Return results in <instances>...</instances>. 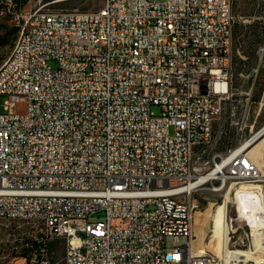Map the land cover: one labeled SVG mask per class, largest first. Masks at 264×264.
I'll use <instances>...</instances> for the list:
<instances>
[{"label": "built area", "instance_id": "obj_1", "mask_svg": "<svg viewBox=\"0 0 264 264\" xmlns=\"http://www.w3.org/2000/svg\"><path fill=\"white\" fill-rule=\"evenodd\" d=\"M236 21L233 0L23 15L0 65V222L37 234L19 233L9 256L55 264L45 250L63 240L65 264H264V163L250 153L264 133L224 147L239 122L218 123ZM217 180L237 211L228 249L258 259L196 253V194Z\"/></svg>", "mask_w": 264, "mask_h": 264}, {"label": "rangeland", "instance_id": "obj_2", "mask_svg": "<svg viewBox=\"0 0 264 264\" xmlns=\"http://www.w3.org/2000/svg\"><path fill=\"white\" fill-rule=\"evenodd\" d=\"M104 4L105 0H13L12 4L8 0H0V65L7 60L20 35L19 24L23 15L40 7L63 12L94 10ZM234 13L236 22L251 26H241L237 36L233 35L231 40L234 95L227 102L218 123L228 124L233 119L239 122V125L229 129L230 139L224 147L239 145L264 127V0H237ZM5 100L6 97L0 95V112L3 111ZM235 108H238V111L245 108L249 110V116L245 122L247 126L244 129L241 128L240 113L233 116ZM152 111L157 115L162 112L158 105H153ZM259 160L264 163V156L261 155ZM224 196L225 192L211 189H204L196 194L199 201L194 225L196 249L210 242L213 235L211 228L214 212L217 205L222 203ZM229 210L231 213L230 204ZM95 219L92 218V220ZM19 233L33 239L37 229L28 225L17 227L15 223L0 222V264H26L21 258L22 254L15 258L9 256L14 244L21 248V242L17 240L20 237ZM207 249V253L219 259L213 248ZM45 252L49 254L53 263L65 264L66 246L63 240L49 244Z\"/></svg>", "mask_w": 264, "mask_h": 264}, {"label": "bare ground", "instance_id": "obj_3", "mask_svg": "<svg viewBox=\"0 0 264 264\" xmlns=\"http://www.w3.org/2000/svg\"><path fill=\"white\" fill-rule=\"evenodd\" d=\"M18 44H21V33L7 60H10L14 52L17 51ZM263 133H264V127L259 132H257L254 135V137L260 136ZM251 142H252L251 140H248L247 142H244V145L247 146ZM250 153L255 156L258 162L260 161L259 157L261 155L264 156V135L261 136L254 143V145L251 146ZM194 186H196V188H206V180L194 179ZM217 192H226V182H224V180H217ZM230 196H231L230 193H226L222 203H219L217 205V208L214 212V219L211 228L213 235L210 242L200 246L199 249H195V251L197 254H204L207 253L208 250L207 248L211 247L215 251L217 257H222L225 260H229V259L231 260L232 257H236V258L241 257L242 259L246 257L248 259L251 257L256 260L258 259V257L250 254L248 251H244V250L230 251L228 249V244H229L228 225L237 224V211L231 209V213H230V210L228 209V203L231 198ZM229 213L231 214L230 217H229ZM241 225H249V218H241Z\"/></svg>", "mask_w": 264, "mask_h": 264}, {"label": "trees", "instance_id": "obj_4", "mask_svg": "<svg viewBox=\"0 0 264 264\" xmlns=\"http://www.w3.org/2000/svg\"><path fill=\"white\" fill-rule=\"evenodd\" d=\"M236 5H237V0H233V10H234V12L236 10ZM241 26L247 27V26H251V25L242 24V23L236 22L235 25H234V29H233V35L234 36H237V34L239 32V29H241ZM243 63H245V62H243Z\"/></svg>", "mask_w": 264, "mask_h": 264}]
</instances>
